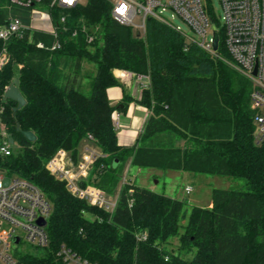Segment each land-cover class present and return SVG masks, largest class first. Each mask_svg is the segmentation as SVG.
<instances>
[{"label": "trees", "instance_id": "obj_1", "mask_svg": "<svg viewBox=\"0 0 264 264\" xmlns=\"http://www.w3.org/2000/svg\"><path fill=\"white\" fill-rule=\"evenodd\" d=\"M52 2L27 6L0 0V26L12 17L31 24L33 10L41 5L62 42L57 50L38 47L57 38L35 28L23 37L0 39V54L6 48L9 55L0 70L2 119L17 144L0 165L10 175L32 180L53 204L49 248L22 259L60 264L56 253L66 244L98 264H264V142L254 137L251 82L155 18H148L145 33L139 34L114 19L109 0H85L69 8ZM219 54L231 59L222 34ZM84 61L94 63V73L83 72ZM116 69L150 78L140 102L152 114L132 146L119 144L113 121L117 107L108 97V88L120 85ZM87 74L92 78L85 86ZM14 78L26 99L16 112L17 102L3 98ZM131 100L124 96L125 105ZM24 131H33L36 139L29 140ZM84 141L105 154L85 184L111 196L120 192L113 214L71 194L46 167L60 149L77 161ZM129 163L243 178L247 188H215L213 206H192L182 224L187 201L133 182L122 184ZM176 237L177 252L168 248ZM192 250L191 258L180 253Z\"/></svg>", "mask_w": 264, "mask_h": 264}, {"label": "built area", "instance_id": "obj_2", "mask_svg": "<svg viewBox=\"0 0 264 264\" xmlns=\"http://www.w3.org/2000/svg\"><path fill=\"white\" fill-rule=\"evenodd\" d=\"M12 1L31 6L40 0ZM109 1L112 4L114 19L134 28L139 34L145 33L147 19L155 18L180 31L188 42L198 44L212 56L223 59L245 76L252 86L250 101L255 112L253 120L255 141L258 144L264 142V0H220L221 21L216 17L212 0ZM82 2L83 0H53L52 6L69 8ZM36 13H39L37 8L33 10L32 21L38 19L39 15L35 16ZM41 14L40 19L47 22V26L38 29L47 30L57 39L51 46L39 42L38 47L60 49L62 42L58 39L51 14L48 11ZM177 17L188 25L190 31H185L173 22ZM34 28L32 23L26 24L20 18L12 17L8 24L0 26V39L7 42L13 36L23 37L27 30ZM215 30L220 37L219 46L222 34L224 44L231 56L230 60L220 55L219 49L217 51L214 49ZM93 40L94 36L89 35L88 41ZM8 61L9 55L4 48L0 54V70ZM4 112L5 104L0 102V158L6 159L14 152L15 142H9L10 133L2 119ZM113 121L116 127L120 126L119 111L113 113ZM89 138L92 139V135H89ZM68 154V151L60 149L46 163L47 169L57 179L66 183L71 194L85 200L91 206L113 214L120 192L111 196L92 184H85L96 160L105 154L93 146L86 147L77 162ZM6 178L9 179L8 183L5 182ZM122 180V184L131 182L125 175ZM185 190L187 193L191 192L192 186H187ZM130 191L132 192V189ZM132 202L133 200L130 201L131 204ZM52 211V202L36 183L15 174L10 175L8 168L0 165V263L27 264L22 259L25 255H43L50 245L47 226ZM40 219L46 221L45 226L39 223ZM142 237L146 238V235ZM26 244L41 250L42 253L24 251L22 247ZM56 256L60 264H98L81 256L66 244L61 245Z\"/></svg>", "mask_w": 264, "mask_h": 264}, {"label": "rangeland", "instance_id": "obj_3", "mask_svg": "<svg viewBox=\"0 0 264 264\" xmlns=\"http://www.w3.org/2000/svg\"><path fill=\"white\" fill-rule=\"evenodd\" d=\"M84 1L85 0H83V2ZM212 4L214 6L216 17L218 18L219 21H221V16H222L221 1L212 0ZM37 11L39 13H36L35 16L39 15L38 18H40L42 15L41 13L47 12V9L41 5H38ZM173 22L175 24L180 25L185 31H190L188 25L180 18L178 17L174 18ZM83 64H87L88 66V67L87 66L85 67V71H90L92 73L95 72L96 67L94 65H91L94 63L84 61ZM91 75L92 74H87V76L84 77L85 86H88L92 78ZM90 89H91L90 87L87 88L85 90L86 93L89 94ZM88 143L92 145L90 142ZM0 144H1V141H0ZM16 147H17V144L14 145V148ZM68 156L73 158L71 153H69ZM138 170H139L138 166L130 165V168L125 173V176L129 180L131 179L132 181H134L137 185H140L142 187H147L155 192L166 194V195H169L168 193H170L171 188H175L176 191H178V196L176 195V197H180L181 199H184L185 201H187V206L185 209L187 217L186 219L182 220V224L187 223L188 216H189L192 206L209 207L210 203H212V200H213L212 196H213V190L215 188H220V189H246L247 188L246 180L243 178H237V177H229V176L202 173V172H188L187 173L188 175L184 176V175H180L184 173L179 174L178 172H173V171L158 169V168H140L139 172ZM181 172H184V171H181ZM165 173L167 175L164 177ZM187 184L192 186V191L189 193H186L184 191V188ZM86 215L91 217V215L89 214H86ZM178 244H179V239L177 237L172 238L171 244L168 245V248L175 250L177 252L179 251L177 249ZM22 248L24 249V251H31L36 254L42 253L41 250H37L35 247H33L30 244H26ZM180 253L185 258H191L193 257V253L195 254V251L193 250L192 252L181 251Z\"/></svg>", "mask_w": 264, "mask_h": 264}, {"label": "crops", "instance_id": "obj_4", "mask_svg": "<svg viewBox=\"0 0 264 264\" xmlns=\"http://www.w3.org/2000/svg\"><path fill=\"white\" fill-rule=\"evenodd\" d=\"M36 20L39 22L41 19L38 18ZM36 20L33 19V21H31V23L35 26V29L42 28L43 26H47V22L40 21L38 23ZM86 66L87 64H84L83 72H86L85 71ZM114 73L115 76L118 78L120 85L109 87L107 92L111 104L116 106L117 107L116 111H119L121 113V124L119 127H116L118 134V141L120 145L132 146L136 143L139 135L143 131L146 120L152 114V110L148 106L140 102L144 89H146L150 85V78L147 75L134 74L130 71L122 70V69H116ZM126 94L131 96L132 98V100L129 101L127 105L124 104V96ZM92 146L93 145H90L89 143L84 141L80 145V154L82 155L84 153V149L86 147H92ZM130 165L131 164L129 163L126 171L129 170ZM139 171L140 168L138 172ZM169 171L178 172L179 174L184 173V174H180L184 176L188 175L187 174L188 172L186 171L184 172L176 171V170H169ZM166 175L167 174L165 173L164 177ZM130 181L135 183L131 179ZM187 186H191V185L187 184L185 186L184 188L185 192ZM168 194H169L168 196L181 199L180 197H176V195L178 196V191H176L175 188H171L170 193ZM212 206L213 203H210L209 207Z\"/></svg>", "mask_w": 264, "mask_h": 264}, {"label": "water", "instance_id": "obj_5", "mask_svg": "<svg viewBox=\"0 0 264 264\" xmlns=\"http://www.w3.org/2000/svg\"><path fill=\"white\" fill-rule=\"evenodd\" d=\"M219 40H220V37H219L218 31L215 30L213 46L216 51L219 49ZM19 84H20L19 79L14 78L4 93V100L10 99V100H14L17 102V106L13 108L15 112L26 104V99L24 98L23 94L20 91ZM23 133L29 140L34 141L36 139V135L33 131H24ZM8 138H9L10 143L15 142L12 134H9ZM8 181L9 179L6 178L5 182L8 183ZM39 223H41L43 226L46 225V221L44 219H40Z\"/></svg>", "mask_w": 264, "mask_h": 264}]
</instances>
